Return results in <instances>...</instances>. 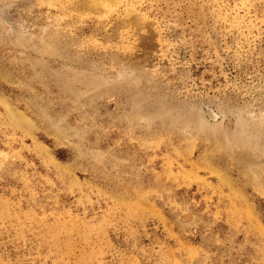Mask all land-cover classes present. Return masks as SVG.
<instances>
[{
    "label": "rangeland",
    "instance_id": "1",
    "mask_svg": "<svg viewBox=\"0 0 264 264\" xmlns=\"http://www.w3.org/2000/svg\"><path fill=\"white\" fill-rule=\"evenodd\" d=\"M0 264H264V0H0Z\"/></svg>",
    "mask_w": 264,
    "mask_h": 264
}]
</instances>
